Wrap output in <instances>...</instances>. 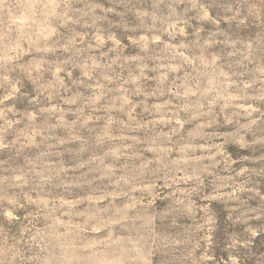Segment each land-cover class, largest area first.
<instances>
[{"label": "rangeland", "instance_id": "obj_1", "mask_svg": "<svg viewBox=\"0 0 264 264\" xmlns=\"http://www.w3.org/2000/svg\"><path fill=\"white\" fill-rule=\"evenodd\" d=\"M31 2L0 0V58L31 24ZM260 3L65 0L37 44L54 50L0 59L21 83L0 104V197L40 193L19 220L0 199V251L15 243L33 257L16 264H50L55 244L68 253L55 264H78L94 247L104 264L142 236L145 264H264ZM33 60L46 62L39 73ZM9 91L0 79V97ZM95 205L108 227L89 231Z\"/></svg>", "mask_w": 264, "mask_h": 264}, {"label": "clouds", "instance_id": "obj_2", "mask_svg": "<svg viewBox=\"0 0 264 264\" xmlns=\"http://www.w3.org/2000/svg\"><path fill=\"white\" fill-rule=\"evenodd\" d=\"M65 0H32L26 7L30 19L31 24L28 29L23 33L21 38H17L15 41H9L4 44V56L0 59L7 63H11L12 61L18 60L19 58L25 56L26 52L36 51L38 53H47L54 49L44 46L38 47V41H45L47 43V37L51 36L55 29H51L49 27V21L51 18L59 15L57 13V9L64 6ZM251 8L255 10L256 14L259 15L261 10L264 9V0H261L260 5L253 4ZM113 9H107L106 11H112ZM208 13L205 11L203 18H208ZM246 19V17H245ZM8 32H11V27H9ZM110 39H114L113 37H109ZM3 39H7V33L3 37ZM131 39V38H130ZM102 42V41H101ZM27 45V47H25ZM45 61L41 60L39 64L35 60L32 61V70L39 73L41 69L45 66ZM23 67V65H20ZM31 74V72H30ZM38 76L36 77V79ZM0 79L10 84V91L5 94L3 97H0V104H2L6 100H10L16 96L17 93L21 90V83L19 80H13L11 75L5 71L4 73H0ZM33 99H37V97H33ZM14 107L9 106L7 111H13ZM179 108H177V112ZM3 112V110H0ZM174 118V117H173ZM216 123L215 120H209L208 124ZM206 136L218 135V133L208 132L205 133ZM240 147H244L246 143H239ZM183 179V177H180ZM13 184L18 188H24L29 184V180L25 178V176L21 175L19 177H12ZM33 193L39 195L40 193L37 189H32L30 191L23 192L22 198L17 196L16 194L7 195L5 194L0 199L6 200L10 207L3 208V216L8 220H19L20 215L18 213L19 209L25 208L26 205L33 203L34 201L31 199ZM87 199V197H85ZM95 207V212L91 220L89 221V227L87 230L91 231V224H96L99 227H108V220L106 215V210L103 207L98 205ZM145 248V240L144 237H135L134 242H125L122 247H119L116 250V254L112 256V259L109 260L106 256L103 257L104 264H137V262L148 261V255L144 250ZM49 256L47 260L50 264H55L57 259H67V250L59 249L55 244H52L48 249ZM21 260L33 259V257H24L21 256L19 252V247L17 244H13L12 246H6L2 251H0V264H16L17 259ZM73 259L78 261V264H101V252L99 249L94 247H81L79 249V254ZM62 264V260H61Z\"/></svg>", "mask_w": 264, "mask_h": 264}]
</instances>
